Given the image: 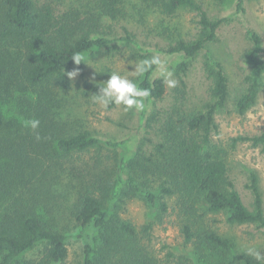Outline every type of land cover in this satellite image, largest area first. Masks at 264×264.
Segmentation results:
<instances>
[{
	"label": "trees",
	"instance_id": "trees-1",
	"mask_svg": "<svg viewBox=\"0 0 264 264\" xmlns=\"http://www.w3.org/2000/svg\"><path fill=\"white\" fill-rule=\"evenodd\" d=\"M129 2L0 0V264H72V237L83 244L78 264H264L248 254L255 249L264 257L261 249L238 247L223 232L243 226L264 234V210L257 174L245 186L252 195L248 208L231 177L229 152L214 139L215 114L230 98L224 69L207 52L221 21L196 0H140L168 18L180 10L197 18L188 38L143 50L124 26L123 34L116 32ZM248 36L243 58L250 73L233 103L239 116L255 104L264 75L261 40ZM116 43L188 61L177 66V95L167 108L156 107L166 94L164 79L153 77L156 66L140 75L137 86L150 90L145 104L151 110L139 116L147 137L135 150L131 139L102 142L69 120L73 97L92 99L101 84L83 81L81 94L69 96L67 72L77 65L71 57ZM202 52L209 99L194 105L181 86ZM32 119L40 122L36 129L27 123ZM247 141L264 147V135L238 136L231 145ZM135 199L156 210L153 221L138 226L126 217ZM173 215L181 252L153 248L154 226Z\"/></svg>",
	"mask_w": 264,
	"mask_h": 264
},
{
	"label": "rangeland",
	"instance_id": "rangeland-1",
	"mask_svg": "<svg viewBox=\"0 0 264 264\" xmlns=\"http://www.w3.org/2000/svg\"><path fill=\"white\" fill-rule=\"evenodd\" d=\"M212 19L220 20L221 23L216 33V39L208 44L207 52L214 60L219 62L228 78L229 103L215 114L217 132L214 139L229 152L228 166L231 170V177L236 181V188L248 208H251L252 195L246 189L250 173H256L259 179V188L262 195L264 210V147L253 145L251 142H240L234 147L231 139L238 136H260L264 135V75L261 76V88L255 104L242 116L236 114L233 103L242 93L245 92V78L250 73L249 66L244 61V53L250 48L248 34L255 33L261 40V60L264 62V0H243L238 7V0H196ZM127 17H124L117 26L116 32L121 35L120 26H124L133 35L134 40L143 50L167 48L168 44L179 39H186L194 33L195 13L180 10L174 17L168 18L160 15L155 9L141 3L140 0H130L126 6ZM116 47L109 49L95 50L86 53L82 62L75 65L70 71L78 70L79 74L71 79L73 93L76 97L81 94L79 84L83 81L88 84L98 82L103 84L110 75L119 73L137 84L141 78L134 72V66L141 60L159 55L165 63L167 70L173 73L171 77L178 82L177 66L186 62L183 55H166L157 52L146 54L137 51L132 45L116 43ZM204 53L199 54L190 62V67L183 77L185 86L181 90L189 96L188 100L194 105L208 101L207 90L209 81L202 71ZM188 62V61H187ZM181 75V73H180ZM155 78H163L155 67L153 74ZM174 87L166 84V94L162 102L156 104L157 108H167L172 105L175 93ZM72 98V97H71ZM74 106L69 120L76 121V127L81 130H88L102 142L132 140L134 150L144 137H147L144 122L140 123L141 112L134 109L124 111L122 105L112 109H105L96 104L87 95L73 97ZM147 115L151 107L146 106ZM131 144V143H130ZM119 156L123 155L125 149H118ZM156 210L145 205L142 201L135 199L126 206V217L135 225H142L145 222L153 221ZM177 218L173 215L166 219L163 226H154L152 235V247L159 249L168 245L172 250L181 252L179 233L176 227ZM225 235L232 237L238 247L246 246L261 249L264 252V234L255 232L248 227H227L224 226ZM243 232L254 235L252 240L245 239ZM82 241L74 237L69 239L67 248L69 260L72 264H78L82 252ZM177 252V253H178ZM184 252V251H183Z\"/></svg>",
	"mask_w": 264,
	"mask_h": 264
},
{
	"label": "clouds",
	"instance_id": "clouds-1",
	"mask_svg": "<svg viewBox=\"0 0 264 264\" xmlns=\"http://www.w3.org/2000/svg\"><path fill=\"white\" fill-rule=\"evenodd\" d=\"M72 60L79 65L82 61V57L79 54H75ZM153 66H156L159 70V74L163 77L168 87H175L177 81L172 79L173 73L167 70L165 63L161 60L159 55H153L151 58H146L139 61L134 66V72L137 75H142L152 70ZM79 74L78 70L67 72L69 79H74ZM151 95L150 90L146 88H140L132 80L119 73H113L110 78L99 85V90L94 93L92 100L94 103L101 105L107 109L110 105L115 104L117 106L122 105L124 111L134 109L137 112L144 111L146 108L145 101ZM32 129H36L39 126V120L32 119L27 122ZM39 139V137H37ZM248 254L253 255L258 261L264 259L260 252L255 249H248Z\"/></svg>",
	"mask_w": 264,
	"mask_h": 264
}]
</instances>
